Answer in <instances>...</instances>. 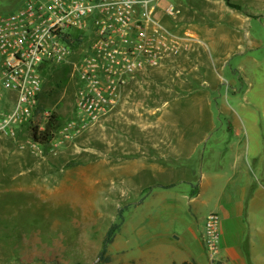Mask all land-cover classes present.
Masks as SVG:
<instances>
[{"label": "rangeland", "instance_id": "1", "mask_svg": "<svg viewBox=\"0 0 264 264\" xmlns=\"http://www.w3.org/2000/svg\"><path fill=\"white\" fill-rule=\"evenodd\" d=\"M23 2L0 0V17ZM166 2L181 10L179 31L201 45L133 80L118 107L81 133H64L77 119V84L56 68L44 81L42 104L62 123L43 153L0 137V264H104L102 242L122 207L126 222L109 264H169L180 249L172 237L221 217L220 190L237 148L264 153V0ZM180 135L210 141L196 152L203 161L194 162V203L186 183L152 190L187 176L165 175L185 164ZM263 159L251 163L257 178Z\"/></svg>", "mask_w": 264, "mask_h": 264}, {"label": "built area", "instance_id": "2", "mask_svg": "<svg viewBox=\"0 0 264 264\" xmlns=\"http://www.w3.org/2000/svg\"><path fill=\"white\" fill-rule=\"evenodd\" d=\"M180 15L166 0H24L0 17V137L43 153L32 129L45 131L53 118L41 109L45 66H69L77 84V119L64 133L99 124L133 80L202 44L178 31ZM203 239L209 264L221 262L218 215L206 220Z\"/></svg>", "mask_w": 264, "mask_h": 264}, {"label": "crops", "instance_id": "3", "mask_svg": "<svg viewBox=\"0 0 264 264\" xmlns=\"http://www.w3.org/2000/svg\"><path fill=\"white\" fill-rule=\"evenodd\" d=\"M176 142L180 145V159L185 160V164L179 162L180 167L169 168L165 175L172 176L176 171L182 170L187 176L181 180L172 178L169 182L158 183L153 187L168 190L182 183L189 184L193 189L188 199L190 203H194L200 195V184L196 186L192 182V177L196 179L198 176L194 162L200 166L203 161L202 158L195 159L196 152L200 145L208 144L210 141L207 137L199 140L180 135ZM237 149L238 152L233 154L231 174L220 190L221 198L224 199V204L219 208L221 217L223 216V218L220 217L222 220L221 262L223 264H264V170L260 173V178H257L251 164L253 161L260 160L264 153H255V151L246 153L245 149ZM166 201L169 202L168 197L163 200V202ZM219 212L212 213L219 214ZM204 228L205 224L199 229L197 223H193L180 237L175 236L170 239L171 242L173 240L179 242L180 249L177 254L171 255L169 264H209L203 239Z\"/></svg>", "mask_w": 264, "mask_h": 264}, {"label": "trees", "instance_id": "4", "mask_svg": "<svg viewBox=\"0 0 264 264\" xmlns=\"http://www.w3.org/2000/svg\"><path fill=\"white\" fill-rule=\"evenodd\" d=\"M198 1V0H196ZM174 25V23H173ZM177 29H178V24ZM179 31V29H178ZM180 32V31H179ZM64 68V70H67L69 73H71V68L69 66H45L43 70V77L44 81L51 73L52 70L56 68ZM45 84V83H44ZM45 87V85H44ZM44 90V88H43ZM44 92V91H43ZM43 95V93H42ZM42 95H41V109H43V104H42ZM62 123V117L57 113L54 112L52 120L46 125V129L43 132H39L36 128L32 129L33 130V138L35 141L43 144V145H49V143L54 139L56 132L60 129ZM154 187H152V190ZM127 207H122L118 209L117 212V221L113 223L109 229L107 230L104 240L102 242V248L99 254V260L100 262H103L104 264H109L111 262V257L108 256V251L109 247L115 242V238L117 234L122 230V227L125 224V217L124 213L126 211ZM184 264H189V263H184ZM218 264H223L222 262H219Z\"/></svg>", "mask_w": 264, "mask_h": 264}]
</instances>
